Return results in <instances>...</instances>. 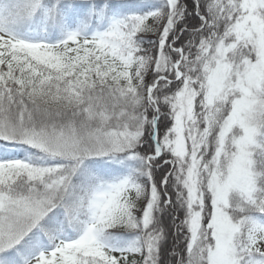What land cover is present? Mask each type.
Wrapping results in <instances>:
<instances>
[{
    "label": "snow or ice",
    "instance_id": "obj_1",
    "mask_svg": "<svg viewBox=\"0 0 264 264\" xmlns=\"http://www.w3.org/2000/svg\"><path fill=\"white\" fill-rule=\"evenodd\" d=\"M0 264H264V0H0Z\"/></svg>",
    "mask_w": 264,
    "mask_h": 264
}]
</instances>
